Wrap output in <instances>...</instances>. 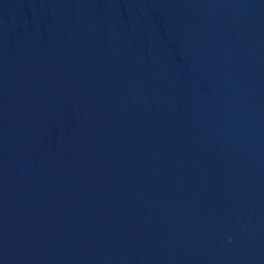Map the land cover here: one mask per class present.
Masks as SVG:
<instances>
[{
  "label": "water",
  "instance_id": "obj_1",
  "mask_svg": "<svg viewBox=\"0 0 264 264\" xmlns=\"http://www.w3.org/2000/svg\"><path fill=\"white\" fill-rule=\"evenodd\" d=\"M0 264H264V0H0Z\"/></svg>",
  "mask_w": 264,
  "mask_h": 264
}]
</instances>
